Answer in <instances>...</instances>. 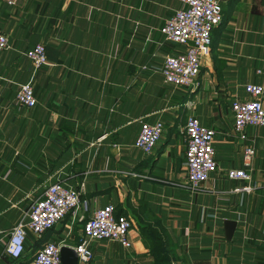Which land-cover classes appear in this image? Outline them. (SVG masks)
Wrapping results in <instances>:
<instances>
[{
    "label": "crops",
    "instance_id": "0c3cea01",
    "mask_svg": "<svg viewBox=\"0 0 264 264\" xmlns=\"http://www.w3.org/2000/svg\"><path fill=\"white\" fill-rule=\"evenodd\" d=\"M10 1L0 0L9 40L0 51V252L4 230L59 179L83 184L91 210L112 203L134 222L130 248L103 240L88 264H264V125L247 130L251 177L225 175L242 166L230 101L246 97L248 82L264 86V0H220L192 87L161 73L166 55L184 49L159 31L178 0ZM35 42L49 61L39 68L24 52ZM31 78L37 104L27 108L14 96ZM187 114L215 132L218 169L197 189L184 183ZM142 120L163 123L150 154L134 144ZM226 218L236 221L231 239ZM82 227L68 214L41 235L27 232V249L33 257L47 240L74 244Z\"/></svg>",
    "mask_w": 264,
    "mask_h": 264
},
{
    "label": "built area",
    "instance_id": "2783aa9c",
    "mask_svg": "<svg viewBox=\"0 0 264 264\" xmlns=\"http://www.w3.org/2000/svg\"><path fill=\"white\" fill-rule=\"evenodd\" d=\"M10 2H13L11 0ZM180 6L165 18L159 31L164 38L183 46V51L168 54L161 64V73L165 82L175 86H195L201 68L203 54L210 50L212 28L222 19L220 0H178ZM9 47L8 36L0 30V51ZM25 55L32 60L34 68L49 63L45 45L35 42L26 49ZM264 73L263 65L256 69ZM246 97L233 96L230 108L233 115V132L242 148V166L231 167L225 171L230 179L251 177L252 161L255 155L254 139L248 127L264 125V104L262 95L264 86L257 82L244 84ZM14 101L20 106L31 108L37 104L32 78L18 84ZM1 122V121H0ZM161 121L140 122L134 144L147 154L162 136ZM185 133V181L190 188H199L211 173L218 169L214 149V129L193 114H187L183 127ZM30 206L22 213L17 223L6 228V242L0 252L19 257L24 250L27 232L41 235L52 228L59 220L70 215L72 221L83 223L80 240L67 244L64 240H47L39 245L31 259L22 264H60V248L70 245L78 255L77 264H88L95 256L94 245L103 240H112L130 248L132 242L129 231L134 222L124 213L115 214V206L107 203L91 210L89 199L83 196L84 187L65 185L55 179L44 184Z\"/></svg>",
    "mask_w": 264,
    "mask_h": 264
},
{
    "label": "water",
    "instance_id": "95a60500",
    "mask_svg": "<svg viewBox=\"0 0 264 264\" xmlns=\"http://www.w3.org/2000/svg\"><path fill=\"white\" fill-rule=\"evenodd\" d=\"M236 221L233 219L226 218L224 220V234L226 239L232 238V233L235 229ZM60 264H77L78 263V255L74 248L70 245L63 244L60 248Z\"/></svg>",
    "mask_w": 264,
    "mask_h": 264
},
{
    "label": "trees",
    "instance_id": "16d2710c",
    "mask_svg": "<svg viewBox=\"0 0 264 264\" xmlns=\"http://www.w3.org/2000/svg\"><path fill=\"white\" fill-rule=\"evenodd\" d=\"M41 192V191H40ZM39 192V193H40ZM38 193V194H39ZM119 213H121L120 211H118L117 209H115V214L117 215V214H119ZM151 233V232H150ZM158 236V239H160L161 240V242H162V239H161V236H159V235H157ZM154 237V236H153ZM154 254H156V260L158 261V260H166V256L165 255H163V254H161V253H159V249H155L154 250ZM31 253H29V251H28V249H27V245H26V241H25V244H24V250H23V252L19 255V257H12V256H10V255H4L3 254V256H2V260H1V262H5V264H21V263H23L24 261H26V260H29V259H31ZM6 261H8V262H6Z\"/></svg>",
    "mask_w": 264,
    "mask_h": 264
},
{
    "label": "rangeland",
    "instance_id": "374dc122",
    "mask_svg": "<svg viewBox=\"0 0 264 264\" xmlns=\"http://www.w3.org/2000/svg\"><path fill=\"white\" fill-rule=\"evenodd\" d=\"M173 12V11H172ZM181 46V45H180Z\"/></svg>",
    "mask_w": 264,
    "mask_h": 264
}]
</instances>
